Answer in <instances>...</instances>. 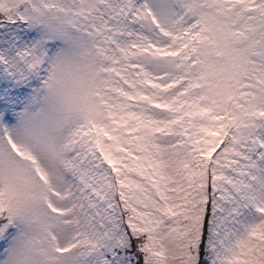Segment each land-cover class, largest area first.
I'll return each instance as SVG.
<instances>
[{"label": "snow or ice", "instance_id": "obj_1", "mask_svg": "<svg viewBox=\"0 0 264 264\" xmlns=\"http://www.w3.org/2000/svg\"><path fill=\"white\" fill-rule=\"evenodd\" d=\"M0 264H264V0H0Z\"/></svg>", "mask_w": 264, "mask_h": 264}, {"label": "rangeland", "instance_id": "obj_2", "mask_svg": "<svg viewBox=\"0 0 264 264\" xmlns=\"http://www.w3.org/2000/svg\"><path fill=\"white\" fill-rule=\"evenodd\" d=\"M146 46L149 48V51H152L150 45H146ZM129 50L133 54V59L136 58L137 54L143 55V53L140 52V50L137 49V48L130 47ZM127 71L130 74H132V77L134 79H140V80H142L144 78L143 75H142V73L145 71L144 67L141 66V65H138V64H136L134 62H132L131 60H130V62L128 64Z\"/></svg>", "mask_w": 264, "mask_h": 264}]
</instances>
